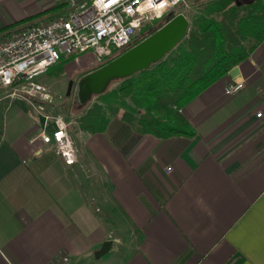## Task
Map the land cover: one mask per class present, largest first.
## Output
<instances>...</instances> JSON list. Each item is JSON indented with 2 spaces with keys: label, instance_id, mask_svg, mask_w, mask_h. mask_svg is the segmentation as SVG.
<instances>
[{
  "label": "crops",
  "instance_id": "crops-1",
  "mask_svg": "<svg viewBox=\"0 0 264 264\" xmlns=\"http://www.w3.org/2000/svg\"><path fill=\"white\" fill-rule=\"evenodd\" d=\"M44 7L0 0V30ZM263 45L239 66L238 95L226 96V76L182 110L192 138L142 135L119 117L103 133L75 123L89 195L53 146L33 142L42 117L11 98L18 105L0 132V264H52L62 255L72 264H264ZM89 57L86 74L98 65Z\"/></svg>",
  "mask_w": 264,
  "mask_h": 264
},
{
  "label": "trees",
  "instance_id": "trees-1",
  "mask_svg": "<svg viewBox=\"0 0 264 264\" xmlns=\"http://www.w3.org/2000/svg\"><path fill=\"white\" fill-rule=\"evenodd\" d=\"M199 2L203 5L188 19L189 31L180 45L148 70L112 82L119 87L110 89L111 84L79 119L83 132L103 133L110 120L119 117L142 135L194 137L182 110L264 44V0ZM65 10L66 1L52 11L56 18ZM168 20L145 30L143 39ZM26 21L6 26L0 35L11 34Z\"/></svg>",
  "mask_w": 264,
  "mask_h": 264
},
{
  "label": "built area",
  "instance_id": "built-area-1",
  "mask_svg": "<svg viewBox=\"0 0 264 264\" xmlns=\"http://www.w3.org/2000/svg\"><path fill=\"white\" fill-rule=\"evenodd\" d=\"M190 1L66 0V12L58 17L0 35V87L9 91L10 98L28 101L43 119L42 130L33 142L42 140L53 146L69 166L77 163L67 119L47 113V107L60 96L39 82V77L64 59L87 53L98 65L107 64L141 42L138 36L144 29L184 14L182 8L186 9ZM243 89V81H232L225 94L233 97ZM52 264H72V260L62 255Z\"/></svg>",
  "mask_w": 264,
  "mask_h": 264
},
{
  "label": "water",
  "instance_id": "water-1",
  "mask_svg": "<svg viewBox=\"0 0 264 264\" xmlns=\"http://www.w3.org/2000/svg\"><path fill=\"white\" fill-rule=\"evenodd\" d=\"M248 1L250 0H241V2ZM189 26L190 22L184 14L176 15L155 33L128 51L83 76L76 86L79 100L86 102L93 96L101 95L109 88L112 82L130 78L148 70L151 66L163 60L185 39ZM228 76L236 83L243 81L239 67L232 69ZM73 87L74 82H71L67 93L68 97L71 95ZM72 167L89 195L87 174L81 164L77 162ZM110 246L111 243H106L99 256L105 254L110 249Z\"/></svg>",
  "mask_w": 264,
  "mask_h": 264
},
{
  "label": "rangeland",
  "instance_id": "rangeland-1",
  "mask_svg": "<svg viewBox=\"0 0 264 264\" xmlns=\"http://www.w3.org/2000/svg\"><path fill=\"white\" fill-rule=\"evenodd\" d=\"M65 1L66 0H38V2L42 4L49 3V7L48 8L44 7L42 11L35 13L32 16H29V18L25 19L27 20L26 23H22L21 25L15 27V29L13 30L14 31L21 30L27 26H30L36 23L47 22L55 18L54 16L55 13L52 10L57 5L61 3H65ZM238 1L241 2V0H238ZM199 5L202 6L203 5L202 2H199V0L198 1L191 0L189 2V6L186 9H184V7L182 8L183 13L185 14V16L189 18V20H191L192 16L195 13H197V10L200 7ZM33 6L34 4L29 2L27 8L31 10ZM164 21L165 20L156 22L151 28L156 27V25L159 22L163 23ZM147 29L149 30V28H146L139 34L138 37L140 39L144 40L143 39L145 37L144 34H147L145 30ZM261 48H264V45ZM90 55L91 54L87 53L85 55L80 56L79 58L71 60L70 62H64V63H60L54 66L50 71L51 73L50 79L44 82V84H46L45 86L51 88L57 95L63 94L61 96L62 100H58L57 104L55 105L56 109L54 111L52 109H48V112L50 116H55V117L61 116V117L66 118L67 122L69 123V129H70V133L72 134V136H73V132H75L74 130L77 127V124L75 123L79 122V119L88 111V109L95 103V101H97V96H93L90 100L86 102L80 101L77 95L78 90L76 89L77 82L79 81L81 76L86 74L87 71H90V70H86V67L90 66L87 64H93L92 59L89 57ZM68 65L70 66L69 71H71L72 74H64V72L68 70L66 67ZM98 66L99 65H97V67ZM71 82H75V85L72 89L71 95L68 97L67 93H68L69 85ZM119 85H120L119 82H115L111 85L110 89L117 88L119 87ZM13 105H18V104L15 102H12L11 98L9 99L6 98V95H3L2 91L0 90V132L2 129L3 121L7 113V110L10 106H13Z\"/></svg>",
  "mask_w": 264,
  "mask_h": 264
}]
</instances>
